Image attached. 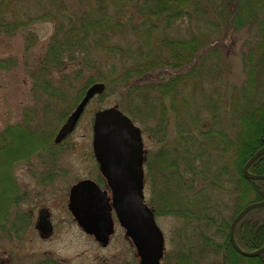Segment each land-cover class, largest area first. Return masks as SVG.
<instances>
[{
	"label": "trees",
	"instance_id": "16d2710c",
	"mask_svg": "<svg viewBox=\"0 0 264 264\" xmlns=\"http://www.w3.org/2000/svg\"><path fill=\"white\" fill-rule=\"evenodd\" d=\"M235 1L0 0V39L25 34L27 49L34 41L31 25L51 21L52 33L28 71L33 96L37 99L46 96L54 104L64 102L68 90L75 88L73 81L85 70L95 68L96 75L85 80L82 94L96 81L103 82L105 89L117 87L125 94L122 101L117 100V105L133 122L147 127L148 114L154 121L150 131L160 146L152 157L148 152L145 155L144 183L152 193L145 201L155 217L169 213L184 219L185 248H189L186 227L203 222L206 227H215L214 233L218 236L223 235V240L215 244L206 232H201L206 246L215 244L218 250L223 247L225 264H264V251L243 256L228 239L230 222L239 210L247 203L264 199V180L245 178L241 172L246 160L264 146V122L258 124L261 113L264 115V40L257 39L256 35L250 53L241 54V75L250 82L230 89L227 109H222L219 101L210 96L199 104L194 99L196 94H201V87H195L197 82L205 75L214 79L220 73L222 56L216 48L220 42L218 35L223 29H238L246 17L247 21L255 20L257 13L264 14L262 0H237L234 6ZM183 25L188 30L185 35L180 32ZM259 27L262 31L263 26ZM208 32L214 39H210ZM94 53L99 59L93 58L97 56ZM101 58L107 65L96 68ZM17 62L13 57H0V71L8 70ZM78 62L80 65L71 72L53 80V72ZM252 63L259 67L260 81L255 77L257 70ZM132 95L136 99L133 105ZM51 105V102L42 105L40 123H32L37 113L33 115L34 110L26 109L22 122L9 123L0 129V152L6 147L3 153L7 154L5 158L0 156L4 170L0 171V208H6L7 204H3L10 200L9 191L14 186L7 177L9 167L44 150L45 144L33 146L30 142H46L49 115L60 114V118L66 115ZM169 118H173L170 135L166 130ZM251 122L253 128L248 133L247 125ZM227 123L234 129L231 142L225 129ZM227 141L232 144L235 178L229 174L230 168L224 160ZM205 142L212 146L207 151L202 149ZM248 170L252 174H264V153ZM200 178L207 180L201 182ZM205 184L215 188L212 189L215 200L207 197L201 204L198 196L209 190ZM232 196L236 207L226 219L225 209L233 204ZM233 235L242 250L253 251L264 246V206L252 208L238 220ZM187 255L180 254L178 264H189Z\"/></svg>",
	"mask_w": 264,
	"mask_h": 264
},
{
	"label": "rangeland",
	"instance_id": "374dc122",
	"mask_svg": "<svg viewBox=\"0 0 264 264\" xmlns=\"http://www.w3.org/2000/svg\"><path fill=\"white\" fill-rule=\"evenodd\" d=\"M241 2L243 1L241 0ZM235 4H237V0L234 6ZM246 19L247 17L241 20L238 29H223L220 36L218 35L217 38L220 42L216 48L220 50L222 56L218 67L220 73L219 75L216 74L214 79H209L205 75L202 77V81L197 82L195 87H201H197L200 88L199 92L201 94L194 96L198 104L205 102L210 96L219 101L222 109H227L226 106L229 107L231 96L230 89L233 86L246 85L250 82L248 77L245 78L241 75L240 58L242 53L249 54V50L253 49V41L256 35L257 39L260 37L264 40V14L257 13L255 20L247 21ZM259 26H263L262 31ZM52 30L53 23L51 21L33 23L31 34L34 41L27 49H25L24 43L25 34L20 33L11 38L0 39V57L18 59L15 66L0 71V129H3L9 123L22 122L26 109L31 112L34 110L33 115L37 113V116L32 118L33 120L31 119L32 123L42 122L43 118L39 112L46 102L53 104L50 107L60 108L62 110L61 114L66 112V115L61 118L59 117L60 114L57 116L49 115V125L47 126L49 136L46 142H30L33 146L45 144L42 152L38 151V153L30 155L29 159L23 158L17 162H11L12 165L9 167L7 177L11 179L14 186L9 191L10 200L3 204L4 206L7 204L6 208H0V217H3V220L0 218V264H137L134 247L128 238L124 236V230L115 217H113L114 232L108 244L101 246L92 236L84 233L78 227L67 208L68 190L73 183L82 178H91L96 182L100 179L91 148V126L94 112L97 109L116 105L117 100L122 101L125 94L117 87L109 88L106 86V89L104 88L100 93L102 95H94L88 101L73 131L60 143L53 144L58 128L81 99L83 94L80 90L83 88L85 80L89 76H95L96 73L95 68L85 70L81 77L73 81L75 88L72 91L68 90L64 102L59 101L54 104L46 96L38 99L34 97L30 91L31 83L28 71L33 68L36 57L42 52ZM187 31L185 25L181 26L180 32L183 35ZM208 35H211L210 39H214L211 32H208ZM93 58L99 59L98 55L93 56ZM94 61L96 62V60ZM97 62L96 68L100 67L102 69L107 65L103 58L97 60ZM79 65V62L69 63L61 71L53 72V80H59L62 78L60 75L71 72L73 68ZM252 67H254L255 72L257 70L256 74L258 76L255 77L260 81L259 67L253 63ZM185 95V97L189 96L187 93ZM53 101L55 100L53 99ZM135 102V96H130V103L133 105ZM254 111L256 112L255 109ZM261 114L262 117L259 119L261 122L258 124L264 122V115ZM172 119L169 118L166 122L168 124L166 129L168 134L173 132ZM147 120V127L144 123L145 128L138 122H135V124L141 128L144 148L148 153H151L152 157L160 144L152 135L153 132L150 131L154 127V121H152L149 114ZM228 124H226L225 129L228 132V141H230L234 129L233 126H228ZM252 124L251 122L247 125L248 133L253 128ZM228 141L224 143V160L230 168L229 174L237 176L236 172L233 171L232 144H230L231 141ZM168 146H171L170 143ZM211 147L209 142H205L202 149L207 151ZM5 150L6 147L0 152V156L4 158L7 156L3 153ZM6 169L7 167H5V171ZM0 171H4L1 166ZM234 176L232 178H235ZM202 180L207 179H199L201 182ZM5 185H8L6 181ZM0 187L2 189V183H0ZM205 188L209 190L198 196L201 204L205 202L207 197L215 200L213 197L214 191L212 190L215 188H211L207 184H205ZM150 193L148 185H145V198H149L152 194ZM7 194L6 196H8ZM231 200L233 203V196ZM235 207L233 203L225 209L226 219L234 212ZM41 208H46L50 212L53 229L48 237H40L35 228L37 211ZM156 222L162 230L165 244V257L161 264H178L177 260L180 258V254L184 256L189 254L187 255V257L190 256L189 264H225L222 253L223 247L220 248L222 252L215 249V244L223 240V235L218 236L214 233L215 227H206L203 222H197L195 226L193 224L187 226L186 235L189 248H185L183 247L186 238L183 229L184 219L169 213H159L156 214ZM201 232H206L207 237L215 244L206 246L202 240ZM191 237L192 239H190Z\"/></svg>",
	"mask_w": 264,
	"mask_h": 264
},
{
	"label": "water",
	"instance_id": "95a60500",
	"mask_svg": "<svg viewBox=\"0 0 264 264\" xmlns=\"http://www.w3.org/2000/svg\"><path fill=\"white\" fill-rule=\"evenodd\" d=\"M104 90L102 82L89 85L75 108L59 127L54 142H60L75 127L85 105L95 94ZM92 152L104 177L109 194L92 179H80L68 191L67 207L77 225L101 245L106 246L113 233V216L130 240L138 258L137 264H160L164 253V238L153 210L144 202L143 161L145 150L140 128L119 110L117 105L94 112L92 120ZM264 153V146L244 163L242 174L248 179H263L264 174H252L250 164ZM264 206V199L246 204L232 219L229 241L243 256H255L264 251L261 246L253 251L242 250L233 237L238 220L250 209ZM48 210H39L35 228L40 236L52 231Z\"/></svg>",
	"mask_w": 264,
	"mask_h": 264
},
{
	"label": "flooded vegetation",
	"instance_id": "af4514ba",
	"mask_svg": "<svg viewBox=\"0 0 264 264\" xmlns=\"http://www.w3.org/2000/svg\"><path fill=\"white\" fill-rule=\"evenodd\" d=\"M98 167V166H97ZM99 176H100V179H99V181H100V183H98V184H100V186H102L103 187V189L105 188V189H107V187H106V184H105V181H104V179L101 177V175H100V173H99ZM48 219H49V221H50V212H49V210H48ZM38 217H39V210L37 211V216H36V219H35V223H36V220L38 219ZM50 223H51V221H50ZM51 225H52V223H51ZM52 229H53V226H52Z\"/></svg>",
	"mask_w": 264,
	"mask_h": 264
}]
</instances>
